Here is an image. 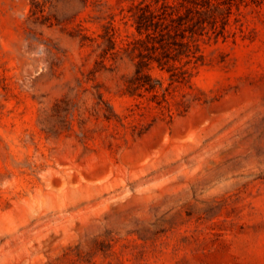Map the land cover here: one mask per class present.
Segmentation results:
<instances>
[{"label":"rangeland","instance_id":"374dc122","mask_svg":"<svg viewBox=\"0 0 264 264\" xmlns=\"http://www.w3.org/2000/svg\"><path fill=\"white\" fill-rule=\"evenodd\" d=\"M133 1L40 25L30 0H0V264H264V0L201 42L188 82L150 70L171 116L123 93L127 57L92 72L73 30L99 41L111 23L123 46Z\"/></svg>","mask_w":264,"mask_h":264},{"label":"trees","instance_id":"16d2710c","mask_svg":"<svg viewBox=\"0 0 264 264\" xmlns=\"http://www.w3.org/2000/svg\"><path fill=\"white\" fill-rule=\"evenodd\" d=\"M243 1H133L127 11L136 36L119 47L111 23L103 26L104 32L98 34L99 41L81 32V21L75 23L73 30L80 36V44H84L85 40L95 43L93 50L98 51L100 60L97 63L100 67H94L92 72L101 68L112 71L118 62L127 57L132 70L124 77L123 93L139 97L149 93V100L160 108L165 107L171 116L165 91L158 92L161 82L151 75L150 70L153 67L164 70L171 83L188 82L193 70L207 59L201 42L228 33L233 8L238 9ZM86 3L87 0H30L29 22L40 25L71 22L85 9ZM105 59L112 60L110 66L105 65ZM93 89L91 95L96 99L94 109L102 110L103 116L110 119L115 115L112 106L103 99L98 87L93 86Z\"/></svg>","mask_w":264,"mask_h":264}]
</instances>
